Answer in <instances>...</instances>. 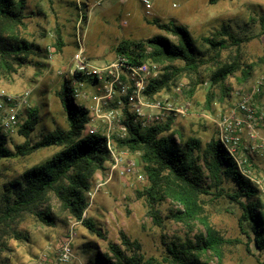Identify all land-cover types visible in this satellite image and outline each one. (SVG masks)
<instances>
[{
  "label": "rangeland",
  "instance_id": "374dc122",
  "mask_svg": "<svg viewBox=\"0 0 264 264\" xmlns=\"http://www.w3.org/2000/svg\"><path fill=\"white\" fill-rule=\"evenodd\" d=\"M149 14L145 13L140 0H27L25 18L15 30L17 38L32 44L34 53L27 54L14 72L0 69V89L19 95L29 92L27 103L18 110L19 124L27 116V110H38L37 123L30 132V142L42 137L55 128L67 127L65 113L57 92L64 76L69 77L68 68L76 49V23L78 32H83L85 54L95 65H101L115 57L114 46L121 38L142 39L162 34L173 36L158 29L151 23L171 21L186 27L196 47L206 57L213 54L205 41L215 34L226 39L228 47L219 52L218 62L231 60L234 56L245 69L251 66L250 75L245 77L240 70L229 75L225 84L231 89V96L220 99L217 86H211L208 79L210 70L217 61L208 60L197 73L182 72L177 75V85L181 92L174 94L176 106L185 107L183 115L171 117L170 129L175 132L176 142L187 137L200 139L202 144L215 136L216 118L226 111L236 97V90H248L261 76L264 78V0H150ZM226 28L236 38L243 41L233 44L223 33ZM59 34L62 46L59 51L48 55V47L57 45ZM178 65L179 63L176 62ZM63 73H60V71ZM204 82H207L206 84ZM176 86H172L174 89ZM193 91L190 92V89ZM173 89L171 92H173ZM77 102H80L77 99ZM259 115L257 132L264 138V92L254 100ZM7 147L14 151L15 144L25 138L14 130H2ZM176 133H180L179 136ZM57 148H43L25 156L1 159L0 206L3 188L8 182L19 178L27 167L40 163L54 153ZM136 161L141 170L138 155L125 159ZM251 178L259 180L264 189V156L253 155ZM105 170L96 171L87 192L88 206L83 217L91 220L99 228L103 237L92 233L81 221L72 219L56 197L50 193L48 200L37 210L50 211L54 218L51 225L45 224L34 214H25L21 219L0 234V264H31L40 254H47L48 264L57 262L58 247L62 239L72 229L71 242L73 258L65 264H94V253L105 251L108 242L119 243L120 232L130 240H136L145 257H155L154 264H171L165 259L167 244L193 236L202 229L195 223L190 229L174 217L180 207L169 198L158 201L155 208L160 218L158 225L148 213V204L137 191L142 190L146 180L139 181L133 173L125 176L113 174L106 181ZM102 183L100 186L98 184ZM264 201V192H261ZM204 215L210 225L225 239H240L223 245V264H264V250H257L253 243L247 249L245 237L238 228L240 209L227 198L211 199L203 197ZM18 234V236H16ZM209 264H215L216 257L211 253L205 256ZM64 264V263H63Z\"/></svg>",
  "mask_w": 264,
  "mask_h": 264
},
{
  "label": "trees",
  "instance_id": "16d2710c",
  "mask_svg": "<svg viewBox=\"0 0 264 264\" xmlns=\"http://www.w3.org/2000/svg\"><path fill=\"white\" fill-rule=\"evenodd\" d=\"M26 5L27 0H0V69L6 72H14L16 66L27 59V54L34 53L32 44L17 38L15 33L25 18ZM151 23L174 39L162 34L142 39L121 38L114 46L115 55L123 54L131 62L152 61L160 66V77L151 80L146 88L150 96L171 92L172 86H177L178 74L197 73L208 60L217 61L219 52L228 47L222 35L217 37L218 33L213 38H206L205 41L214 51L207 58L196 47L186 27L171 21L162 23L157 19ZM222 34L228 36L235 45L243 41L226 28H223ZM57 37L55 50L59 51L62 43L59 34ZM238 70L248 77L251 66L243 69L235 56L228 61H217L215 68L210 70V85L218 87L220 99L231 96V89L225 80ZM73 79L64 78L57 92L66 117L65 129L55 128L30 142L29 134L34 130L38 118V110L30 108L17 126L18 134L25 140L15 144L12 151L7 147L0 128V161L25 156L43 148H57L48 158L27 167L19 178L4 186L0 206V234L5 229H11V225H15L25 214H34L45 224H53L55 221L49 210H37L52 193L72 219L81 221L92 233L103 237L99 228L83 215L88 206L86 194L91 188V179L96 171L105 170L109 151L104 137L85 133L88 110L84 104L73 99ZM192 91L193 88L190 89ZM263 92L264 85L259 95ZM125 123L127 135L118 139L117 145L139 154L141 172L147 185L137 194L146 199L149 215L159 225L155 204L169 198L180 207L174 214L177 220L190 229L196 222L202 227L193 236L167 244V261L171 264H209L205 256L211 253L216 257L215 264H223V245L240 241L223 238L210 225L204 215V196L211 199L227 198L235 202L240 209L237 220L239 232L246 239L247 249L253 243L257 250H264V201L260 197L264 189L254 182L255 178L242 173L216 134L206 144L193 136L178 143L174 138L175 132L165 134L170 129L171 118L147 128L133 124L128 118ZM176 134L179 136L180 133ZM245 168L251 170L246 165ZM119 235V243L108 242L105 251L94 253V264H154L157 261L155 257L143 255L138 241L130 240L123 232Z\"/></svg>",
  "mask_w": 264,
  "mask_h": 264
},
{
  "label": "built area",
  "instance_id": "2783aa9c",
  "mask_svg": "<svg viewBox=\"0 0 264 264\" xmlns=\"http://www.w3.org/2000/svg\"><path fill=\"white\" fill-rule=\"evenodd\" d=\"M145 13L149 14L150 0H140ZM76 23V49L68 68L72 81L73 99L88 110V121L85 127L87 134H99L105 138L109 151V159L105 164V172L109 181L113 174L125 176L133 173L137 180L143 181L144 174L136 167V161L127 159L131 153L126 147L117 145V140L127 135L125 119L142 128L164 123L175 115L185 114L186 108L176 106L174 94L181 92L177 85L173 92H162L150 96L146 93L149 82L160 77V66L152 61L131 62L125 55L118 54L112 60L101 65L93 64L85 54L83 32L78 31ZM48 55L55 53L53 47H48ZM60 73H63L61 70ZM90 80V81H88ZM205 84L207 82H204ZM264 78L256 79L248 90H236L233 95L235 102L215 120L216 137L234 157L242 173L249 175L253 165L249 160L253 155L264 156V138L257 132L258 119L254 100L262 91ZM29 92L13 95L0 89V128L14 130L19 124L18 110L27 103ZM250 157V158H249ZM264 174V166L262 167ZM259 184V180L254 179ZM102 183L98 184L100 186ZM74 232L71 229L62 239L57 253V262L68 263L73 258L71 242ZM47 254L38 255L31 264H48Z\"/></svg>",
  "mask_w": 264,
  "mask_h": 264
},
{
  "label": "crops",
  "instance_id": "0c3cea01",
  "mask_svg": "<svg viewBox=\"0 0 264 264\" xmlns=\"http://www.w3.org/2000/svg\"><path fill=\"white\" fill-rule=\"evenodd\" d=\"M122 1H125V0H122Z\"/></svg>",
  "mask_w": 264,
  "mask_h": 264
}]
</instances>
